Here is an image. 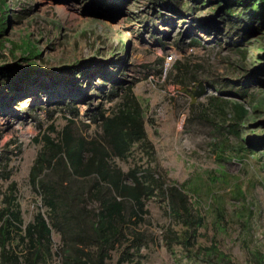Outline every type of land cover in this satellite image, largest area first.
Listing matches in <instances>:
<instances>
[{
    "label": "rangeland",
    "instance_id": "374dc122",
    "mask_svg": "<svg viewBox=\"0 0 264 264\" xmlns=\"http://www.w3.org/2000/svg\"><path fill=\"white\" fill-rule=\"evenodd\" d=\"M104 1L0 0V67L36 63L46 71L34 86L23 81L10 90L3 85L9 80H0V225L19 210L25 234L39 213L48 216L31 183L47 138L60 142L71 131L92 140L101 134L100 113L111 115L132 98L147 140L115 163L186 183L205 215V225L188 237L167 201L148 200L138 226L144 243L134 259L224 264L204 254L215 247L232 264H256L254 253L264 258V73L254 72L264 26L247 28L239 9L225 14L213 0H108L110 7ZM23 41L40 56L26 61ZM231 102L248 110L245 122ZM173 232L179 242L170 247ZM52 240L43 264H64L61 236L54 232ZM11 246L27 249L18 238ZM119 250L108 264L117 263Z\"/></svg>",
    "mask_w": 264,
    "mask_h": 264
},
{
    "label": "trees",
    "instance_id": "16d2710c",
    "mask_svg": "<svg viewBox=\"0 0 264 264\" xmlns=\"http://www.w3.org/2000/svg\"><path fill=\"white\" fill-rule=\"evenodd\" d=\"M106 1L101 5H113ZM213 1L225 14L234 15L239 9V16L248 22L247 28L254 29L256 23L259 30L264 26V0ZM195 2L202 4L203 0ZM19 48L27 55L26 61L31 59L30 55L40 56L39 50L30 42L23 41ZM258 59L261 65L255 75L264 73V51ZM44 72L36 63L16 70L2 66L0 80L8 79V84L3 85L10 90L23 81L34 86ZM78 72L84 74L82 70ZM58 77L61 81L66 80L62 72ZM231 103L237 118L245 122L248 110L239 102ZM99 116L102 119L101 134L92 140L75 136L71 131H67L60 142L47 138L44 151L40 152L32 168L31 183L41 195L48 216L39 213L23 234L19 210L11 212V216L0 225V259L3 264L45 263L53 254L54 232L61 236L60 252L64 264H108L112 253L118 249L121 254L116 264H140L134 259L139 256L144 243L138 226L147 215L146 202L154 197L167 201V212L186 228L188 237H195L205 225V215L198 210L186 183H168L165 175L156 174L157 170L152 168L138 166L125 172L115 163L116 159H127L135 144L147 140L144 117L137 102L131 98L121 103L111 115L101 112ZM263 141L256 147H261ZM260 154L264 155V152ZM218 208L222 214L220 206ZM177 237L174 232L170 233V247L179 242ZM16 238L27 245L24 252L12 248ZM185 241L189 242L188 239ZM186 242L181 243L187 246ZM204 251L206 257L216 256L218 263L232 264V260L225 258L215 247L204 248ZM254 255L256 264H264L262 255Z\"/></svg>",
    "mask_w": 264,
    "mask_h": 264
}]
</instances>
